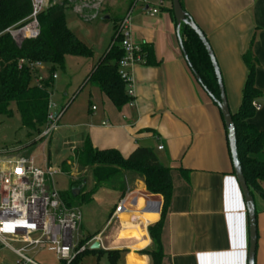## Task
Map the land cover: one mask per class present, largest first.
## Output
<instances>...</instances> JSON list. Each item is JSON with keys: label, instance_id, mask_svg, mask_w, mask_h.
<instances>
[{"label": "crops", "instance_id": "1", "mask_svg": "<svg viewBox=\"0 0 264 264\" xmlns=\"http://www.w3.org/2000/svg\"><path fill=\"white\" fill-rule=\"evenodd\" d=\"M159 2L160 7L145 0L129 4L133 39L152 49L151 61L131 70L133 104L118 110L97 88L98 97L88 112L68 126L81 129L77 134L81 148L87 138L95 148L117 149L124 157L140 146L152 147L173 168L172 199L161 236L162 264H248V214L233 172L222 114L181 51L172 0ZM137 4L140 10L133 11ZM181 4L210 43L232 113L242 103L248 76L243 55L251 47L261 94L254 100L260 108L250 121L264 130V0H181ZM31 142L5 150L26 154L23 151L39 144L27 147ZM74 173L78 172L70 174ZM118 198V204L123 203L120 212H114L117 204L103 228L81 234L76 246L88 244V251L80 263L92 254L93 264H112V260L113 264H152L144 250L153 247L148 227L161 219L162 195L148 192L142 177L128 173L126 193ZM260 199L255 201L256 264H264V200ZM158 201L161 206L156 210ZM149 204L151 209L146 210ZM95 242L100 247L92 249ZM113 250L126 251L110 254ZM36 259L56 264L48 254Z\"/></svg>", "mask_w": 264, "mask_h": 264}, {"label": "trees", "instance_id": "2", "mask_svg": "<svg viewBox=\"0 0 264 264\" xmlns=\"http://www.w3.org/2000/svg\"><path fill=\"white\" fill-rule=\"evenodd\" d=\"M68 8L65 0L45 8L39 14L40 35L25 40L19 47L11 34L5 30L21 22L31 13V0H0V113L11 116L10 106L15 103L22 124L28 129L30 136L40 134L48 123L50 88L53 85L52 75L55 66H63L68 54L93 53L69 29L65 20V11ZM181 37L188 59L200 76L201 83L215 99H219L217 78L204 45L187 25H182ZM142 48L146 53V62H150L151 47L144 44ZM123 54L124 51L114 32L111 45L93 65L86 80L99 88L118 110H122L134 100L127 92V83L118 74V63ZM22 59L24 62L20 67ZM243 59L248 67V76L243 88L242 103L238 111L232 113V118L236 128L238 155L247 184L253 196L258 194L264 200V130L258 129L250 121L256 113L253 101L261 94L255 83L257 60L251 47L245 52ZM34 62L44 66L45 76L41 74L39 68L31 67V63ZM45 64L48 65L47 68ZM36 79L41 86L36 83ZM68 105L69 103L62 108L63 112ZM37 142L33 140L27 147L34 146ZM74 164H78L80 169H87L88 173L74 180L70 191H60L69 206L78 207L77 201L80 198L82 201L89 200L101 188L106 189L110 195L122 197L126 193L128 173L142 177L148 192L162 195L161 219L148 227L153 247L144 250L151 258L152 264H162L164 250L161 236L172 199L173 168L165 165L152 147L140 146L124 157L117 149L95 148L89 138L85 140L81 149H74L73 156L62 162V172L71 173ZM89 174L93 177L94 187L86 191L84 181H87ZM81 185L79 193L75 194L73 189ZM150 218L152 219L153 215ZM86 251L88 248L77 253L69 264H80L81 256ZM125 251L113 250L109 253L119 255ZM114 262L115 260H112V264Z\"/></svg>", "mask_w": 264, "mask_h": 264}, {"label": "rangeland", "instance_id": "3", "mask_svg": "<svg viewBox=\"0 0 264 264\" xmlns=\"http://www.w3.org/2000/svg\"><path fill=\"white\" fill-rule=\"evenodd\" d=\"M64 0H57L62 2ZM69 8L65 11V20L69 29L74 32L77 38L92 50V54H68L65 57L64 65H56L54 72L57 77L53 80L50 88V108L49 113L54 116L66 106L64 114L58 122L59 127H55L51 133L42 138L41 133L28 135V129L23 126L22 119L15 103L11 104L12 115L7 116L0 113V151L12 149L25 145L32 140H38L35 148H29L23 153L35 157L37 163L44 169L47 167L56 171L55 186L59 191H70L72 182L76 178H81L87 172V169H80L78 164L73 166L72 171L78 172L71 175L62 172V162L73 156V147L82 146L78 142L77 134L80 128L68 126L84 116L91 102H95L98 97V89L91 82H87V76L91 72L100 57L107 51L111 45L115 32V23L117 18L124 17L129 12L131 0H65ZM143 1V0H141ZM153 5L160 7L159 0H145ZM56 2V3H57ZM164 7V6H163ZM140 10V6L135 5L133 11ZM132 11V12H133ZM98 13V17L92 21H86V15ZM108 16L109 19L105 17ZM130 17V23H132ZM46 65V64H45ZM48 65H46L47 68ZM45 68L41 69V74L46 75ZM75 139V140H74ZM77 142H72V141ZM158 152V151H156ZM159 155V154H158ZM94 187L92 175L87 176L85 190L90 191ZM256 201L261 200L258 194L254 195ZM118 196L110 195L106 189L97 190L89 200L77 201L82 214V224L77 232L72 234L73 244L77 245L80 236L84 230L94 233L97 229L103 228V223L109 213L118 204ZM15 246L17 244H14ZM48 251L50 253H45ZM45 251L36 254L39 259L48 254L52 263L65 264L60 260L54 251L48 247ZM16 257L14 252L0 242V264L14 263ZM95 257L92 254L85 255L80 264H93Z\"/></svg>", "mask_w": 264, "mask_h": 264}, {"label": "built area", "instance_id": "4", "mask_svg": "<svg viewBox=\"0 0 264 264\" xmlns=\"http://www.w3.org/2000/svg\"><path fill=\"white\" fill-rule=\"evenodd\" d=\"M56 2L31 0V13L5 31L11 34L19 47L25 40L37 38L41 31L39 14ZM157 12L158 9H153V13ZM97 17L95 12L87 14L85 20L92 21ZM130 17L131 11L117 21L115 37L124 51L118 63V74L127 83L128 94L134 98L131 70L134 65L146 62V53L142 44L133 39ZM23 62L22 59L20 67ZM31 67L44 68L38 62L31 63ZM52 77H57L55 72ZM36 83L41 86L38 79ZM253 106L256 110L260 108L254 101ZM62 114V109L55 116L49 113L42 137H47L58 125ZM56 174L49 167L42 168L31 155L15 154L9 150L0 152V242L15 253L14 264H42L34 254L48 247L60 260L69 264L77 253L88 246L73 244L72 234L79 230L82 214L79 207L69 206L56 189ZM122 208L121 202L114 212L118 213Z\"/></svg>", "mask_w": 264, "mask_h": 264}, {"label": "water", "instance_id": "5", "mask_svg": "<svg viewBox=\"0 0 264 264\" xmlns=\"http://www.w3.org/2000/svg\"><path fill=\"white\" fill-rule=\"evenodd\" d=\"M172 10H173V15L177 24V37L179 40L180 48L181 51L190 67L192 70L194 76L196 79L200 82V84L203 86V88L208 92V94L211 96L213 100L216 101V104L218 108L220 109V112L223 117V121L225 124V127L228 132V143H229V150H230V156L232 160V166H233V172L234 175L237 179V182L239 184V187L241 189L247 214H248V222H249V251H248V264H256V249H257V238H258V233H257V211H256V204H255V199L254 196L251 193V190L247 184L243 168L239 159L238 155V148H237V136H236V128L234 125V121L232 118V112L230 110L228 100L226 97V93L224 90V85L222 81V76L221 72L218 66V63L216 61L214 52L210 46V43L208 42V39L205 35V33L200 29V27L195 23V21L190 17V15L184 10L181 0H172ZM105 18H108L106 16ZM182 25H187L189 28H191L196 35L198 36L199 40L202 42L204 45L208 56L211 60L212 66L215 71V75L217 78V83L220 91V98L215 99V97L212 95L210 91L207 90V88L201 83L200 76L198 73L193 69L192 64L190 63L188 59V55L186 53V50L183 45V40L181 37V26ZM86 182V181H84ZM82 187L79 186V188H75L74 193L78 194L80 191V188ZM156 210L159 209L161 206V202H155ZM146 210L151 209L150 204L146 206ZM100 243L95 242L92 245V249L99 248Z\"/></svg>", "mask_w": 264, "mask_h": 264}, {"label": "bare ground", "instance_id": "6", "mask_svg": "<svg viewBox=\"0 0 264 264\" xmlns=\"http://www.w3.org/2000/svg\"><path fill=\"white\" fill-rule=\"evenodd\" d=\"M141 232V231H140ZM141 234V233H140ZM124 237H125V235H124ZM130 239V238H129ZM132 241V240H131Z\"/></svg>", "mask_w": 264, "mask_h": 264}]
</instances>
